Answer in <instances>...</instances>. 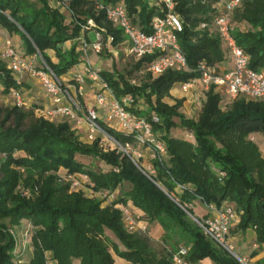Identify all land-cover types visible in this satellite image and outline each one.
Wrapping results in <instances>:
<instances>
[{
    "label": "trees",
    "instance_id": "trees-1",
    "mask_svg": "<svg viewBox=\"0 0 264 264\" xmlns=\"http://www.w3.org/2000/svg\"><path fill=\"white\" fill-rule=\"evenodd\" d=\"M149 1L102 0V4L124 5L132 21L150 33L149 25L163 14V5ZM219 1L174 0L175 13L184 25L178 41L189 71H167L152 78L147 68L156 55L130 58L123 69L117 68L112 55L105 54L106 47L95 55L112 58L111 68L103 70L101 78L116 98L133 97L135 106L130 111L145 118L156 139L165 145L166 154L152 159L154 175L143 172L141 159L136 164L116 148L105 150L99 140L83 142L74 124L49 118L47 109L28 108L24 100L21 106L14 105V100L0 105V264H115V257L131 264H172L173 254L181 248L187 249V259L193 263L209 259L214 264H238L199 226L210 215L208 205L231 207L239 217L229 235L252 229L256 243L264 245V157L256 143L257 136L264 137V100L228 102L211 86L203 91L197 120L187 119L178 106L163 102L172 87L199 77V63L221 70L228 60L213 23ZM94 8L91 0H74L75 20L71 17L67 23L54 0H0V29L21 38L25 51L21 58L39 54L69 85L81 52L78 42L69 50L65 44L80 37L81 24L92 18L106 29L105 40L108 34L114 37V49L127 46L123 30L108 22L103 13L97 16ZM231 34L249 56L250 69L260 72L264 68V0H239ZM1 52L2 93L10 97L18 91L22 96V83ZM80 101L85 103L83 98ZM100 125L122 146L134 143L132 136L102 121ZM176 129L191 138L174 136ZM85 158L92 162H83ZM70 175L86 176L95 193L109 192L113 199L106 202L83 190H72ZM123 207L146 224V233L126 229ZM152 225L162 231L159 248L149 236ZM20 237L31 256L27 262L17 254ZM256 264H264V259Z\"/></svg>",
    "mask_w": 264,
    "mask_h": 264
},
{
    "label": "built area",
    "instance_id": "built-area-1",
    "mask_svg": "<svg viewBox=\"0 0 264 264\" xmlns=\"http://www.w3.org/2000/svg\"><path fill=\"white\" fill-rule=\"evenodd\" d=\"M73 1L54 0V6L58 10H66L74 21L71 10ZM91 1L95 4L94 9L97 16L103 13L108 22L123 30L127 38V46L123 51L128 57L140 60L146 56L156 55L147 68L152 78H158L167 71H189L188 61L178 41L184 25L181 17L175 13L174 0H158L159 5H163V14L152 19L149 25L150 33L132 21L124 5L104 6L102 0ZM238 6L239 0H220L218 2L219 13L213 22L227 51L229 69L218 70L207 66L205 62L199 63L197 67L199 77L180 83L179 88L183 93L190 92L196 85H199L204 92L214 86L228 102H234L239 98L264 100V68L260 72L250 69L249 56L236 44L231 34L232 15ZM80 26L81 35L76 42L81 52V62L77 65L71 86L58 78L39 54L21 58L10 40L5 41L1 57L7 62L8 68L14 75L28 73L36 79L52 101L51 107L46 110V115L54 120L66 119L74 124L87 143L91 144L99 140L100 146L105 150L116 148L129 156L136 164L142 158L141 154L133 150L136 144L151 150V161L164 156L166 154L165 145L156 139L150 123L130 111L135 106L133 97L126 95L121 99L116 98L109 85L101 78L103 69L92 62L91 56L101 54L105 47L109 53L118 52V49L112 47L114 37L108 34L105 40L103 35L107 33L106 29L97 25L92 18ZM90 33H93V37L89 35ZM37 60L39 66L36 65ZM18 82L20 83V78ZM132 84L136 85V80H132ZM86 85L89 86L92 97L90 102L81 104L80 98L85 97L84 87ZM70 87L75 89V94L72 93ZM11 96L14 105H23L22 96L18 91H13ZM152 120L154 123L159 122L156 116H153ZM100 121L115 131L132 136L134 143L122 146L106 133ZM143 172L154 175L152 163L149 167L145 166ZM68 180L72 190H83L87 195L99 197L106 202L114 197L109 192L95 193L88 186L86 176L70 175ZM207 209L210 215L198 223L204 235L233 257L238 264H254L250 259L239 256L235 246L229 240V231L236 217L234 210L231 207L217 208L215 205H208ZM122 212L124 225L129 232H147L146 224L138 222L131 215L128 207H123ZM187 257V249L181 248L173 254L172 264H197L189 261Z\"/></svg>",
    "mask_w": 264,
    "mask_h": 264
},
{
    "label": "rangeland",
    "instance_id": "rangeland-1",
    "mask_svg": "<svg viewBox=\"0 0 264 264\" xmlns=\"http://www.w3.org/2000/svg\"><path fill=\"white\" fill-rule=\"evenodd\" d=\"M28 1L30 3H34L35 0H28ZM149 2L151 5L160 4L158 0H150ZM60 11L62 14H64V16H66V18H68L67 23L70 22L69 20L71 16L69 15V13L64 9H61ZM7 37L8 35L3 30L0 29L1 45L3 44L4 40ZM14 46L20 56H25V51L23 50V47L21 46L18 47L15 43H14ZM114 53L115 54H113V52L111 53L108 52L105 54L108 56L112 55L113 61L116 63L117 68L123 69L126 65L129 64L131 57H128L123 50H118V52L114 51ZM96 58L98 59V57L95 55L94 57H92V59H96ZM99 60L101 61L100 65L103 70L111 68L112 58L105 57V56H99ZM37 61H36V65L39 66V61L38 62ZM224 62L225 61H223V63ZM17 78H20V82L22 83L23 87H22L21 93H22L23 100L27 104L28 108H34L36 110L49 108V104H50L49 97L46 95V92L42 89V87L39 85L38 81L35 78H33L29 74H23V76L20 75V76H17ZM137 79L141 80V78H137ZM2 90L3 89L0 86V105L13 104V98L11 96L9 97L3 94ZM89 90L90 88H88V90L86 91L88 93H91ZM72 93L75 94L76 92L72 90ZM204 97H205L204 92L202 91L199 85H196V87L193 88L188 93H183L178 86H174L168 91V94L166 97H164L163 102L169 105L178 106V111L181 114H183L187 119L197 120L199 117V114L201 113ZM173 135L178 136V137L179 136L186 137L189 139L191 138L188 134H185L180 129L173 130ZM256 138H257L256 143L260 145L261 152L264 157V137L257 136ZM82 141L87 143L84 137L82 138ZM133 150L137 152L138 154L142 155L141 160H142L143 165H145L146 167L151 166V162H152L151 161V150L147 149V147H144V146H138L137 144L134 146ZM83 162L91 163L92 159L85 158L83 159ZM20 233L21 231L18 232V234ZM149 236L153 240V245L159 248L161 246V236H162V231L160 230V228H157L156 226L152 225L149 230ZM112 239L116 242L114 237H112ZM22 244H24V241L20 237L17 254L22 255L23 261L27 262L28 257L25 255L27 249H25V247L22 246ZM235 250H236V253L241 257L243 255H247L246 250H241L236 247H235Z\"/></svg>",
    "mask_w": 264,
    "mask_h": 264
},
{
    "label": "crops",
    "instance_id": "crops-1",
    "mask_svg": "<svg viewBox=\"0 0 264 264\" xmlns=\"http://www.w3.org/2000/svg\"><path fill=\"white\" fill-rule=\"evenodd\" d=\"M89 35L91 37H93V33H90ZM8 37L10 38V41H11V43L13 45L15 43L18 47H20V46L22 47L23 42H22V40H21V38L19 36H17V35L9 36L8 35ZM7 38L5 40H8ZM5 40H4L2 45H1V40H0V50L3 49ZM75 42L76 41L67 42L65 44V49L69 50L72 47V45L75 44ZM51 57L53 58V56H51ZM92 57H94V55H92L91 58ZM92 62L96 66H100L101 67V65H100L101 61L99 60V57H98V59L97 58L96 59H92ZM229 67H230V62L227 60L221 66V70H227V69H229ZM76 69H77V66H75L73 68V72L74 73L76 72ZM23 74H28V73H23ZM23 74H21V76H23ZM15 76L17 77V76H20V75H15ZM71 84H73V83L71 82L69 84V86H71ZM72 88L73 87H70L71 91L72 90L75 91V89H72ZM88 88H89L88 85H86L84 87L85 97L83 98L85 100V102H87V103L90 102L91 97H92V94L88 93L86 91V90H88ZM49 100H50V104H49V108H50L51 105H52V101H51L50 97H49ZM136 212L141 215V212H139L137 210H136ZM238 222H239V217L236 215L235 219L232 222L231 230H234V228L236 227ZM229 240L236 248L241 249V250H246L247 251V255H243L242 257L250 259L254 264H256L258 261L264 259V245H259V244L256 243V234H255L254 230L249 229L246 232H235V233H232V234L229 235ZM25 255L28 257V260H29L30 257H31L30 253L28 251H26ZM74 264H79V262L75 261ZM115 264H131V263H129V262H127V261H125V260H123L121 258L115 257ZM200 264H214V263L211 260L207 259V260H204L203 262H201Z\"/></svg>",
    "mask_w": 264,
    "mask_h": 264
}]
</instances>
